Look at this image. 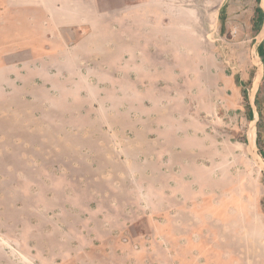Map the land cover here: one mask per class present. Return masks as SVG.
<instances>
[{
	"label": "crops",
	"instance_id": "crops-1",
	"mask_svg": "<svg viewBox=\"0 0 264 264\" xmlns=\"http://www.w3.org/2000/svg\"><path fill=\"white\" fill-rule=\"evenodd\" d=\"M1 6L0 264H215L181 226L213 213L257 148L252 107L233 127L247 123L248 144L228 131L242 84L146 5L134 18L99 0Z\"/></svg>",
	"mask_w": 264,
	"mask_h": 264
},
{
	"label": "rangeland",
	"instance_id": "rangeland-1",
	"mask_svg": "<svg viewBox=\"0 0 264 264\" xmlns=\"http://www.w3.org/2000/svg\"><path fill=\"white\" fill-rule=\"evenodd\" d=\"M3 1L0 0V8ZM155 2L99 0L102 12L112 7L126 9L128 17L134 18L139 17V7L146 5L149 18L179 19V48L196 53L211 51L213 57L216 55L213 62L223 63L229 71L228 76L242 84L243 108L237 112L228 110V131L233 139L248 144L243 133L249 127L247 123L244 121L243 129L237 134L233 127L236 114L249 115L251 107L255 115L264 116V75L256 90L258 101L253 102L249 90L255 70L259 68L253 90L264 66V42L258 43L253 38L263 24L255 8L259 2L264 5V0H161L158 12ZM248 91L250 101L246 98ZM260 119L257 148L253 147V152L248 150L250 158L245 157L243 167L228 171L227 194L221 195L223 201L216 197L210 206L213 213H192L182 222L183 232L189 231L191 238L201 241V246L206 243L213 248L215 264H264V118ZM244 149L247 152L246 146ZM252 163L255 168H251Z\"/></svg>",
	"mask_w": 264,
	"mask_h": 264
},
{
	"label": "trees",
	"instance_id": "trees-1",
	"mask_svg": "<svg viewBox=\"0 0 264 264\" xmlns=\"http://www.w3.org/2000/svg\"><path fill=\"white\" fill-rule=\"evenodd\" d=\"M257 10V12L259 11V9H256Z\"/></svg>",
	"mask_w": 264,
	"mask_h": 264
}]
</instances>
